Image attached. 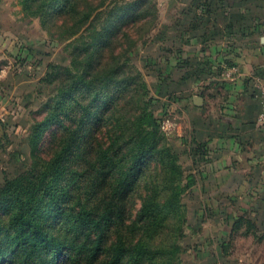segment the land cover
I'll use <instances>...</instances> for the list:
<instances>
[{
    "label": "trees",
    "instance_id": "trees-1",
    "mask_svg": "<svg viewBox=\"0 0 264 264\" xmlns=\"http://www.w3.org/2000/svg\"><path fill=\"white\" fill-rule=\"evenodd\" d=\"M33 6H48L68 34L70 67L49 76L56 86L35 126L33 164L0 189V264H181V196L189 185H179V158L129 63L155 6Z\"/></svg>",
    "mask_w": 264,
    "mask_h": 264
},
{
    "label": "rangeland",
    "instance_id": "rangeland-1",
    "mask_svg": "<svg viewBox=\"0 0 264 264\" xmlns=\"http://www.w3.org/2000/svg\"><path fill=\"white\" fill-rule=\"evenodd\" d=\"M34 2L0 0V189L33 164L35 126L56 86L49 76L55 67H70L68 34L61 35L48 6ZM148 2L155 6L154 20L129 63L179 158V185H189L181 196V264H264V217L245 212L248 178L257 169L249 167L244 139L235 140L242 152L234 140L225 138L222 151L207 140L212 131L218 137L236 133L217 120L234 83V66L215 57L238 55L240 65L264 62L262 54L254 55L264 51V0ZM193 97L203 99L201 108Z\"/></svg>",
    "mask_w": 264,
    "mask_h": 264
},
{
    "label": "crops",
    "instance_id": "crops-1",
    "mask_svg": "<svg viewBox=\"0 0 264 264\" xmlns=\"http://www.w3.org/2000/svg\"><path fill=\"white\" fill-rule=\"evenodd\" d=\"M262 31L263 30L261 29V32ZM257 32H259L258 28ZM263 38L264 37L259 38L261 45L264 43ZM254 48L257 50V48L260 47ZM261 54L264 57V51L260 54L254 53V55L259 56H261ZM240 57L241 56L238 58V55H235L231 58L229 53H220L219 56L215 57V61L219 62V64H226L227 62L232 63L233 61L235 62L234 64L237 65L234 67L239 69V73L233 78L234 83L230 86V92L223 109L221 110L220 108V110L217 111V120L225 123L228 131L232 130L236 131V133L228 134L226 137H218L215 136L212 131V136L209 137L208 135L207 140L208 142L212 141L215 142V144L222 146L218 149L222 151V149H226L224 148L225 145H223L227 142L225 141L226 139H229V141H235L238 137L244 139L243 146L246 147V151L244 152L249 156V167L257 169L255 170L254 176L248 178L249 187L246 191L247 194L245 193L244 196L249 203L246 204L245 212L254 216L262 215L264 217V128L257 122V117L260 113L261 107L260 102L256 97L253 82L260 79L264 81V78L259 77V79L257 77V74L264 77V62L256 64V62L253 61L252 64L240 65L238 63ZM244 76L248 77L246 78ZM238 77L240 78L238 79ZM204 86H207V84ZM194 98L195 97L192 99ZM202 106L203 104L199 105L198 109ZM217 139L218 141L216 142ZM235 142L236 151L242 152L243 149L241 150V145H237V141ZM254 156H257L260 160L256 161Z\"/></svg>",
    "mask_w": 264,
    "mask_h": 264
},
{
    "label": "built area",
    "instance_id": "built-area-1",
    "mask_svg": "<svg viewBox=\"0 0 264 264\" xmlns=\"http://www.w3.org/2000/svg\"><path fill=\"white\" fill-rule=\"evenodd\" d=\"M233 72V78L239 73V69L237 67H233L230 70V74ZM254 90L256 93V97L260 102V113L257 117V122L260 126L264 127V81L262 80H255L254 81Z\"/></svg>",
    "mask_w": 264,
    "mask_h": 264
},
{
    "label": "water",
    "instance_id": "water-1",
    "mask_svg": "<svg viewBox=\"0 0 264 264\" xmlns=\"http://www.w3.org/2000/svg\"><path fill=\"white\" fill-rule=\"evenodd\" d=\"M263 41H264V38H263ZM194 100L198 103V105H200L201 102L203 101L201 97H195Z\"/></svg>",
    "mask_w": 264,
    "mask_h": 264
}]
</instances>
